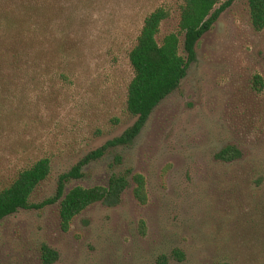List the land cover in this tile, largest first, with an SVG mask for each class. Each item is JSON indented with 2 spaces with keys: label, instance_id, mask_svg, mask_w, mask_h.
I'll return each mask as SVG.
<instances>
[{
  "label": "rangeland",
  "instance_id": "1",
  "mask_svg": "<svg viewBox=\"0 0 264 264\" xmlns=\"http://www.w3.org/2000/svg\"><path fill=\"white\" fill-rule=\"evenodd\" d=\"M49 2L51 69L63 78L0 98V189L50 159L34 205L54 197L61 175L135 123L125 105L127 55L144 17L169 10L159 42L179 22L180 0ZM195 53L178 89L133 142L85 165L63 194L108 187L121 176L127 186L84 210L67 232L59 201L0 220V264H42V246L58 253L57 264H264V29H253L248 1H233ZM129 171L146 180L145 205L133 196Z\"/></svg>",
  "mask_w": 264,
  "mask_h": 264
},
{
  "label": "trees",
  "instance_id": "2",
  "mask_svg": "<svg viewBox=\"0 0 264 264\" xmlns=\"http://www.w3.org/2000/svg\"><path fill=\"white\" fill-rule=\"evenodd\" d=\"M219 1L180 0L178 30L164 36L160 42V27L170 17V12L161 6L147 14L127 55L132 77L126 88L125 105L128 114L136 119L135 123L120 137L91 152L61 175L55 196L38 205L31 204L30 198L36 187L50 175V159L41 158L20 170L8 186L0 189V220L22 209H41L59 201L60 227L67 232L73 219L84 210L104 201L116 188L124 189L127 184L121 176L110 180L108 187L77 186L63 194L65 183L82 178V168L100 159L108 148L131 144L157 105L178 89L189 64L195 60L200 39L235 0H228L216 8ZM247 1L251 25L256 32H261L264 29V0ZM50 9L49 0H0V98H19L21 86L27 92L33 88L41 90L47 78L48 82L63 78V74L51 69L53 58L50 53L55 48L51 42ZM181 43L183 54L180 53ZM255 83L259 86L257 90L262 88L260 77H255ZM230 151L227 148L223 153ZM127 174L131 175L134 184V198L145 205L148 196L144 176L132 171ZM140 224L144 228V222ZM40 251L42 264H57L56 251L47 246H42ZM156 264H166V259L161 258Z\"/></svg>",
  "mask_w": 264,
  "mask_h": 264
}]
</instances>
